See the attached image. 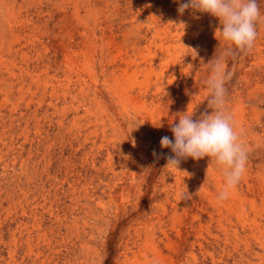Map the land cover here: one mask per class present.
Masks as SVG:
<instances>
[{
	"label": "rangeland",
	"instance_id": "1",
	"mask_svg": "<svg viewBox=\"0 0 264 264\" xmlns=\"http://www.w3.org/2000/svg\"><path fill=\"white\" fill-rule=\"evenodd\" d=\"M258 3L253 48L225 61L246 172L218 201L221 166L177 169L160 145L184 111H213L210 61L230 46L217 17L180 14L177 0H0V264H264ZM40 55L38 84L21 63Z\"/></svg>",
	"mask_w": 264,
	"mask_h": 264
},
{
	"label": "clouds",
	"instance_id": "2",
	"mask_svg": "<svg viewBox=\"0 0 264 264\" xmlns=\"http://www.w3.org/2000/svg\"><path fill=\"white\" fill-rule=\"evenodd\" d=\"M177 3L180 14L192 9L217 17L222 26L220 34L230 42V46L222 56L213 57L210 61L212 74L206 83L211 92L208 105L213 111H205L197 119H193L195 113L184 111L178 123L170 128L174 139L163 136L160 145L174 153L167 156V165L177 169L181 161L189 157L198 161L207 156L221 166L224 186L217 200L223 201L229 198L230 190L242 179L248 160V149L240 140L233 114L226 108L225 84L232 79L233 73L227 69L225 61L227 57L234 56L236 50L253 48L258 35L256 24L261 18L259 3L258 0H177ZM231 45H235V50ZM153 154L158 155L155 150ZM181 196L182 199L190 198L187 192Z\"/></svg>",
	"mask_w": 264,
	"mask_h": 264
},
{
	"label": "bare ground",
	"instance_id": "3",
	"mask_svg": "<svg viewBox=\"0 0 264 264\" xmlns=\"http://www.w3.org/2000/svg\"><path fill=\"white\" fill-rule=\"evenodd\" d=\"M163 2V1H162ZM51 4V3H50ZM73 14V13H72ZM73 16H75V15H73ZM72 16V17H73ZM24 23V22H23ZM78 24V23H77ZM49 25V24H48ZM11 26V25H10ZM22 26V25H21ZM35 29H36V27H35ZM37 30V29H36ZM85 34V33H84ZM41 35V34H40ZM69 35V34H68ZM33 36V35H32ZM36 37V36H35ZM25 38V37H24ZM72 38V37H71ZM14 39V38H13ZM31 39V38H30ZM19 40V39H18ZM25 40V39H24ZM38 40V39H37ZM42 41V40H41ZM48 41V40H47ZM57 41V40H56ZM22 42V41H21ZM28 42V41H27ZM46 42V41H45ZM15 43V42H14ZM56 43H58V42H56ZM56 43H55V45H56ZM33 45V44H32ZM64 45V44H63ZM11 45L10 44H8L7 45V48H6V53H7V55L8 54H11L12 56H19V51H17L18 49H11V48H13V47H10ZM37 46V45H36ZM42 46H43V44H42ZM67 46V45H66ZM31 47V46H30ZM34 47H35V45H34ZM46 47V46H45ZM48 47H50V46H48ZM61 47V46H60ZM80 47V46H79ZM33 48V47H32ZM59 48V47H58ZM34 49V48H33ZM56 49V48H55ZM72 49V48H71ZM70 49V50H71ZM47 50V49H46ZM57 50V49H56ZM59 50H60V48H59ZM75 50V49H74ZM27 51V50H26ZM50 51V50H49ZM42 52V51H41ZM45 52V51H44ZM51 52V51H50ZM59 52H61V51H59ZM75 52V51H74ZM84 52V51H83ZM83 52H81V53H83ZM25 53V52H24ZM54 53V52H53ZM36 54V53H35ZM68 54V56L70 57V54L69 53H67ZM73 54V53H72ZM75 54V53H74ZM46 55V54H45ZM77 55V54H76ZM11 56V57H12ZM20 56H24V55H20ZM36 56V55H35ZM49 56V55H48ZM64 56H65V54H64ZM44 57V56H43ZM41 55L38 57V58H36V59H39V63H36L34 66H33V68H31L30 67V64L28 63V61H24L23 63H21V66L23 67V68H25V70H24V76H28L29 75V69H31V71L33 72V77H35L37 80H38V84L40 83L39 81H40V78H39V75H38V73H39V69L42 67V65L44 66V62H46V60H44V58H43ZM47 57V56H46ZM67 57V56H66ZM32 58V57H31ZM31 58H29V60H31ZM52 58V57H51ZM47 59V64L48 63H50V62H52L53 63V61H55L57 58H58V55L56 54V53H54V57L52 58V59ZM67 59V58H66ZM0 60L1 61H3L2 60V55H0ZM10 59L8 58L7 59V61L5 60V62H4V64H3V67L4 68H6V69H8V67H7V65H10V64H13L14 63V61H9ZM63 60V59H62ZM65 60V59H64ZM67 61V60H66ZM30 62V61H29ZM32 62V61H31ZM33 63H34V61H33ZM42 63V64H41ZM71 64V63H70ZM52 67V66H51ZM23 68H21V69H23ZM57 68V67H56ZM58 69V68H57ZM68 71V70H67ZM21 72V71H20ZM9 74H11V75H13L14 74V72H11L10 71V73ZM51 76V75H50ZM30 78H31V74H30ZM44 78H46V76L44 77ZM34 80V79H33ZM43 83L45 84V80L43 81ZM22 84V83H21ZM40 87V86H39ZM43 89H45V85H43ZM23 90V87L22 88H20V90H19V92H21ZM264 177V176H263ZM256 181V180H255ZM221 182V181H220ZM260 184V183H259ZM221 186V185H220ZM255 186H257V190H258V193H259V197H260V199L264 202V192H263V190L261 189V187L258 185V183H257V185H255ZM256 190V189H255ZM232 194V195H231ZM230 196L231 197H233V191H231L230 192ZM258 198V197H257ZM255 200V199H254ZM254 200H249V204H250V206H255V204H254ZM244 203L242 202V201H240V205H243ZM230 205V204H229ZM263 205H264V203H263ZM257 237V239L259 240V243L262 245V246H264V238H263V232H261V233H259V235H257L256 236Z\"/></svg>",
	"mask_w": 264,
	"mask_h": 264
}]
</instances>
